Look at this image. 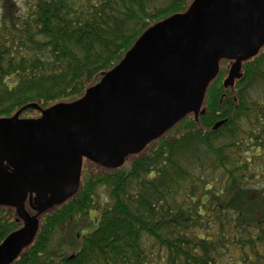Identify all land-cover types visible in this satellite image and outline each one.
Returning <instances> with one entry per match:
<instances>
[{
	"label": "trees",
	"instance_id": "obj_1",
	"mask_svg": "<svg viewBox=\"0 0 264 264\" xmlns=\"http://www.w3.org/2000/svg\"><path fill=\"white\" fill-rule=\"evenodd\" d=\"M18 2L0 3V117L78 99L143 31L192 0ZM231 63L220 60L203 114H187L117 168L84 159L77 192L38 216L33 241L9 264H264V45L224 87ZM13 210L0 206V242L22 224ZM92 210L96 227L79 233L74 218ZM71 223L67 251L54 248Z\"/></svg>",
	"mask_w": 264,
	"mask_h": 264
},
{
	"label": "water",
	"instance_id": "obj_2",
	"mask_svg": "<svg viewBox=\"0 0 264 264\" xmlns=\"http://www.w3.org/2000/svg\"><path fill=\"white\" fill-rule=\"evenodd\" d=\"M263 45L264 0H192L143 31L78 99L0 117V206L22 222L0 242V264L31 244L41 213L77 192L84 159L117 168L187 114H203L220 60L232 61L223 81L232 86ZM25 108L40 115L20 117Z\"/></svg>",
	"mask_w": 264,
	"mask_h": 264
},
{
	"label": "rangeland",
	"instance_id": "obj_3",
	"mask_svg": "<svg viewBox=\"0 0 264 264\" xmlns=\"http://www.w3.org/2000/svg\"><path fill=\"white\" fill-rule=\"evenodd\" d=\"M19 0H17V3ZM1 3V0H0ZM20 5V4H19ZM106 196H107V192L106 189L104 187H100L97 189V202L99 204H103L106 201ZM99 215V211L98 210H92L90 211L89 215L87 217H75L74 221L77 222L78 224V232L81 234H85L86 232H90L92 231L96 225H97V217ZM74 223V222H73ZM75 224V223H74ZM72 223L61 229L58 230V232L56 233V236H54V241H53V247L55 248L56 246H61L63 251H67L68 248L62 246L63 245V238L64 236H66L67 231L71 228ZM71 251V249L69 248V251L67 253H69Z\"/></svg>",
	"mask_w": 264,
	"mask_h": 264
},
{
	"label": "flooded vegetation",
	"instance_id": "obj_4",
	"mask_svg": "<svg viewBox=\"0 0 264 264\" xmlns=\"http://www.w3.org/2000/svg\"><path fill=\"white\" fill-rule=\"evenodd\" d=\"M28 203V202H27ZM28 205V204H27ZM29 206V205H28ZM26 207V206H25ZM31 209L29 208V211H30ZM14 211V213H15V210H13ZM15 215H16V213H15ZM17 216V215H16ZM15 220L16 221H19L18 219H17V217H15Z\"/></svg>",
	"mask_w": 264,
	"mask_h": 264
}]
</instances>
